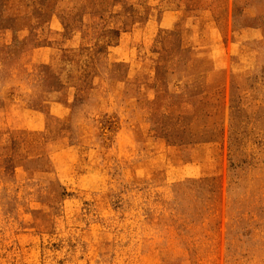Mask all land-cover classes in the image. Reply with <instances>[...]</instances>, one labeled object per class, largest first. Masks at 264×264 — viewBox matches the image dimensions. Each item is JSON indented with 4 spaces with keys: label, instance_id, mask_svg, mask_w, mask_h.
I'll list each match as a JSON object with an SVG mask.
<instances>
[{
    "label": "rangeland",
    "instance_id": "1",
    "mask_svg": "<svg viewBox=\"0 0 264 264\" xmlns=\"http://www.w3.org/2000/svg\"><path fill=\"white\" fill-rule=\"evenodd\" d=\"M0 264H264V0H0Z\"/></svg>",
    "mask_w": 264,
    "mask_h": 264
}]
</instances>
